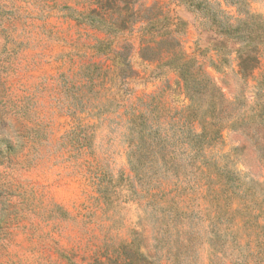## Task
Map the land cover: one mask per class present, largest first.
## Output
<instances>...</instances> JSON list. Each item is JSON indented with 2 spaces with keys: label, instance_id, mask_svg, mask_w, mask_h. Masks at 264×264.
<instances>
[{
  "label": "rangeland",
  "instance_id": "obj_1",
  "mask_svg": "<svg viewBox=\"0 0 264 264\" xmlns=\"http://www.w3.org/2000/svg\"><path fill=\"white\" fill-rule=\"evenodd\" d=\"M260 24L264 0H0V264H264Z\"/></svg>",
  "mask_w": 264,
  "mask_h": 264
},
{
  "label": "trees",
  "instance_id": "obj_2",
  "mask_svg": "<svg viewBox=\"0 0 264 264\" xmlns=\"http://www.w3.org/2000/svg\"><path fill=\"white\" fill-rule=\"evenodd\" d=\"M251 22H253V21H249V20H245V21H243L242 22V25L243 26H245V27H247ZM260 26V30H261V32H263V34H264V27L260 24L259 25ZM234 29V28H233ZM253 53V51L252 50H249L246 54L248 55V58H249V56H251V54ZM246 56V55H245ZM255 59H256V56L254 55V59H253V61H255ZM239 60H240V63H239V69L241 68L240 66L242 65V63H244L245 61V59L243 58V55H241V56H239Z\"/></svg>",
  "mask_w": 264,
  "mask_h": 264
}]
</instances>
